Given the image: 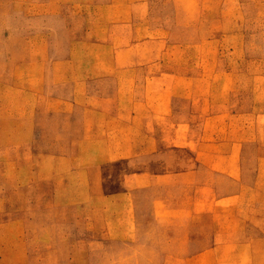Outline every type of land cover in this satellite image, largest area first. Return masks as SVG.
<instances>
[{"label": "rangeland", "instance_id": "374dc122", "mask_svg": "<svg viewBox=\"0 0 264 264\" xmlns=\"http://www.w3.org/2000/svg\"><path fill=\"white\" fill-rule=\"evenodd\" d=\"M0 264H264V0H0Z\"/></svg>", "mask_w": 264, "mask_h": 264}, {"label": "crops", "instance_id": "0c3cea01", "mask_svg": "<svg viewBox=\"0 0 264 264\" xmlns=\"http://www.w3.org/2000/svg\"><path fill=\"white\" fill-rule=\"evenodd\" d=\"M73 106H76L75 104H73ZM89 126H92V123H88Z\"/></svg>", "mask_w": 264, "mask_h": 264}]
</instances>
